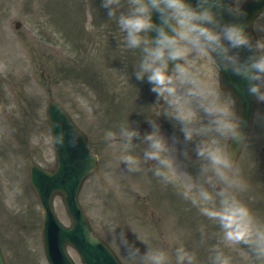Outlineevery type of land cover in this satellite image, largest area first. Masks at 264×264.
Wrapping results in <instances>:
<instances>
[{"label": "clouds", "instance_id": "9594fccd", "mask_svg": "<svg viewBox=\"0 0 264 264\" xmlns=\"http://www.w3.org/2000/svg\"><path fill=\"white\" fill-rule=\"evenodd\" d=\"M247 0H102L108 17L122 33V47L137 53L134 76L147 81L156 94L152 105H166L165 115L184 133L185 140L204 136L196 146L198 157L206 161L201 179L189 176L186 197L200 206L201 212L219 226L226 245L246 244L256 260H264V221L236 194L247 187L239 175L230 141L248 144L245 120L238 112L232 93L218 87L219 73L209 71V61L221 70L242 76L247 92L264 103V43L253 42L244 4ZM238 19L225 20L224 12ZM158 17V19L154 18ZM120 43V42H119ZM250 50L242 57L241 49ZM254 50V51H253ZM132 74V75H133ZM208 123H202L204 115ZM157 114L146 119L151 130L144 134L128 118L121 122L118 136L126 150L116 156L130 172L147 165L162 181H172L176 169L174 144L163 131ZM68 133L55 134L57 144L66 142ZM115 135L109 132L108 136ZM139 137L145 147L139 154L131 151ZM178 141V137L172 136ZM78 141L72 130L71 143ZM155 162L149 164V162ZM135 238L118 220L108 225L110 239L118 244L134 264H172L166 247H152L130 223ZM117 228L121 231L117 232ZM89 238L95 242V234ZM137 241L147 245L143 250ZM175 264H195L196 253L184 245L174 249ZM212 264H232V257L221 248L212 254Z\"/></svg>", "mask_w": 264, "mask_h": 264}, {"label": "rangeland", "instance_id": "374dc122", "mask_svg": "<svg viewBox=\"0 0 264 264\" xmlns=\"http://www.w3.org/2000/svg\"><path fill=\"white\" fill-rule=\"evenodd\" d=\"M18 1L8 0L9 7L2 6L3 2H0V25L7 27L11 31L10 22L12 17L20 16L26 35L24 40L26 45L21 46L20 50H16L15 43H12L11 45L13 46L8 49L7 55L12 54L13 50L11 57L13 59L22 57L23 65L27 70L14 71L8 63L2 64L1 62L0 64L1 79L4 77V80H6L5 82H1L0 79V239L8 263L47 264L42 243L41 210L30 188L29 168L33 163L40 164L43 167H51L54 164L53 144L45 115L46 102L52 94L51 96L56 97L67 106L79 124L89 133L93 145L92 148L100 156V173L85 186L81 195V202L87 214H89L93 227L98 234L113 245L124 263L134 264L133 261H130L125 256L118 244L110 239L108 225L113 220H118L122 227L127 228L130 239L135 238L131 228L128 227L131 223L149 245L152 247H166L169 250V255L173 258L172 264H175L174 249L180 245H184L196 253L195 264H212L211 257L213 250L205 252L202 249L201 243H198L199 246L197 248H193L192 245H189L190 243H186L183 239L184 235H181V233L178 235L168 234V232L172 233L171 228L181 232L179 227H181L183 215L179 211L173 210L171 205H169L171 217L173 216V220H171L169 226L168 224L164 225V211H162L160 203L159 210L163 213V225H160V214L146 212L148 204H153L155 205L154 208H157L154 199L151 200L150 198L145 201L153 189L151 184L149 185L147 177L144 176L145 179L143 181L142 177L137 175V173H147L149 170L148 166L146 164L143 165L136 173L132 171L133 175L131 173L122 175L120 172V170L128 168L126 163H120L116 159L117 155L126 150L125 145L119 141H115V139H119V136H116L119 125L130 118L139 127L140 121L146 118V115L150 117L153 114L152 110H149L147 107L150 85H139L133 74L134 72L132 73L133 75H129V73H126V69L115 67L107 58V55L102 53L103 45L106 46L105 39L98 36L89 45L88 51L92 54L89 58L93 60L95 57L97 58L96 65L93 68L95 69L94 74L97 75L98 83L108 88L112 96L111 99L116 101L115 108L111 110L108 116L105 112L98 110L95 100L96 94L91 92L89 85L84 80L77 79L75 83L70 81L68 83L55 84L52 77L53 81L49 82L51 90L43 87L40 82L42 70H40L39 64L49 74H53L57 71L58 62L65 61L69 64L68 59L70 58H81V56L84 58L86 46L85 50L77 51L78 45L74 41L68 38L65 39L64 36L60 37L58 27L54 26L51 17L38 16V0H31L30 3L33 5L25 3L22 7L16 6ZM66 1L69 21L65 26L70 27L71 34L74 31V26L70 21L72 12L74 16L73 24L75 22L76 26L80 23L84 25L83 21H85L88 28L87 31L89 30L88 33L91 34L89 27L91 17L89 15L92 13V9L90 10V3L91 1L96 2V0H81L84 2H72L71 4H69L71 0ZM21 2L26 1L22 0ZM121 2H127V0H121ZM50 3H52L50 8H55L58 11L59 6L56 5L55 7L53 4L55 2ZM61 17L65 20L66 16L63 15ZM0 42L5 43L2 38H0ZM41 56L44 58H41ZM85 59L87 60L88 58ZM86 62H89V60ZM210 63L211 61H209ZM209 71H212V69H209ZM18 73H24L25 76L21 78L14 77L12 80L9 79L11 75ZM21 80H23V84L13 88L14 84ZM20 89H23V91H20ZM17 93L23 101H26L25 105L28 110V116L26 124L23 126V137L19 139V144L15 147L8 144L6 128L9 127L8 120L11 116L17 118L19 113H22L15 101ZM40 121L44 123L45 128L41 130L34 127L31 131L32 135L26 139L28 123H39ZM162 128L167 134V130L163 125ZM109 132H113L115 135L109 137ZM24 141H26L28 148L27 146H22ZM173 143L177 144L174 146L175 150L173 152L176 166V161L181 158V152L178 151V148L182 143H178L176 140H173ZM30 147L34 150H29ZM144 147V145L138 144L136 150L134 148L131 151L139 154ZM194 150L196 149L191 150V152H194ZM238 169L239 175L246 181L247 187L242 191H237L236 194L247 205L250 202V205L253 206L254 214L264 221L263 170L261 167L256 166H239ZM189 176L193 178L191 172H184L183 167L179 164L173 171V180L171 182L184 193ZM248 179L250 185H248ZM126 185H129L130 190L127 189L129 187ZM134 191H136L135 196L132 193ZM160 191L167 195L169 194L166 192L167 188L165 184L160 186ZM187 198L193 202L195 208L200 209V206L192 198ZM60 201L56 202L57 214L65 224H69L64 207ZM256 208L258 209L256 210ZM172 210L176 211V214ZM174 218H179V220ZM199 220L197 215H189L185 221L188 224L185 228H189V231L187 230L188 234L194 235L195 238H197V235L193 231V228H198L195 226L199 225ZM206 223L208 224V222ZM116 231L120 232L121 229L117 228ZM190 238L193 237L190 236ZM221 238L222 235L215 242L216 245L213 244L215 248L223 247L224 241L221 242ZM186 240L189 242L188 235H186ZM197 242L203 241L202 239H195L192 243L195 244ZM137 243L143 250L147 249V245L142 241H137ZM239 246L241 245L238 244V250L231 246V248H225V251L227 253L236 251L235 258L237 260L238 258H242L245 264H258L259 261H262L255 259L254 254L248 251L250 249L248 245L245 247L243 244L241 250H239ZM72 254L77 258L74 252ZM202 255L206 258H203ZM232 264L236 263L233 262Z\"/></svg>", "mask_w": 264, "mask_h": 264}, {"label": "water", "instance_id": "95a60500", "mask_svg": "<svg viewBox=\"0 0 264 264\" xmlns=\"http://www.w3.org/2000/svg\"><path fill=\"white\" fill-rule=\"evenodd\" d=\"M249 22L248 29L251 30L252 21ZM221 77L223 86L233 89L229 82L233 83L238 89V95L244 99L249 97L248 82L242 76L223 70ZM49 115L56 134L61 130L68 133L66 142L63 145L60 144L63 168L53 174L41 173L42 179L37 177L33 183L44 209V240L50 264H72L65 249L67 243L72 244L81 253L84 264H119L104 243L96 238L93 242L89 238L92 232L78 204L77 196L80 187L85 177L95 168V162L91 160L86 142L74 125L69 124L68 128L66 127L65 122H69V119L59 107H52L50 104ZM59 123L62 125L59 126ZM72 130L78 132V141L75 145L71 143ZM56 193L63 195L68 213L72 218L73 225L70 229L63 228L54 216L52 198Z\"/></svg>", "mask_w": 264, "mask_h": 264}, {"label": "flooded vegetation", "instance_id": "af4514ba", "mask_svg": "<svg viewBox=\"0 0 264 264\" xmlns=\"http://www.w3.org/2000/svg\"><path fill=\"white\" fill-rule=\"evenodd\" d=\"M260 106H261V109H263L264 111V103H260ZM263 118H264V114H263ZM263 128H264V122H263ZM256 146H260L264 144V136L263 137H260V138H256L254 140ZM262 149L264 150V147H262ZM263 164H264V159H263Z\"/></svg>", "mask_w": 264, "mask_h": 264}]
</instances>
